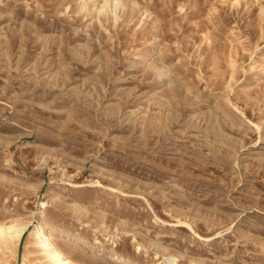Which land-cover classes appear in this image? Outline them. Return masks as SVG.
<instances>
[{
	"label": "rangeland",
	"instance_id": "obj_1",
	"mask_svg": "<svg viewBox=\"0 0 264 264\" xmlns=\"http://www.w3.org/2000/svg\"><path fill=\"white\" fill-rule=\"evenodd\" d=\"M263 69L264 0H0V264H264Z\"/></svg>",
	"mask_w": 264,
	"mask_h": 264
},
{
	"label": "bare ground",
	"instance_id": "obj_2",
	"mask_svg": "<svg viewBox=\"0 0 264 264\" xmlns=\"http://www.w3.org/2000/svg\"><path fill=\"white\" fill-rule=\"evenodd\" d=\"M23 231L24 226L22 225L14 223L5 225L3 223H0V244L4 248L6 247V249L13 247L19 241L20 237L23 234ZM30 234L34 236V238L36 239V245L40 250L43 251L44 256H46L52 264H74L68 259L67 256L64 255L60 248L54 246L52 238L44 234L42 230V221H38V223L31 230ZM39 239L42 240L39 241Z\"/></svg>",
	"mask_w": 264,
	"mask_h": 264
}]
</instances>
